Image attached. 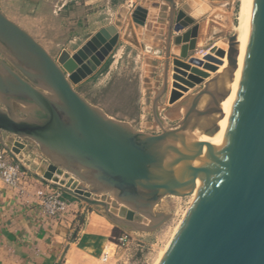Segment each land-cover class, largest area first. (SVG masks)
Wrapping results in <instances>:
<instances>
[{"label":"water","instance_id":"1","mask_svg":"<svg viewBox=\"0 0 264 264\" xmlns=\"http://www.w3.org/2000/svg\"><path fill=\"white\" fill-rule=\"evenodd\" d=\"M157 1L168 11L163 50L150 49L163 57L160 88L151 102L159 133L109 117L74 89L116 46L119 22L55 60L0 10L1 142L18 140L11 153L16 162L20 152L35 148L30 167L43 182L130 232L158 230L170 219L157 210L162 200L190 196L201 178L202 192L159 264H264V0H250L237 93L214 154V146L194 133L214 137L219 131L221 103L238 68L237 36L226 34L217 43L227 66L211 76L204 70L216 67L202 71L201 62L188 57L196 49L203 12L189 15L179 1ZM146 14L135 10L131 18L144 24ZM131 34V43L148 50ZM167 94L168 104L182 114L174 125L159 112Z\"/></svg>","mask_w":264,"mask_h":264},{"label":"crops","instance_id":"2","mask_svg":"<svg viewBox=\"0 0 264 264\" xmlns=\"http://www.w3.org/2000/svg\"><path fill=\"white\" fill-rule=\"evenodd\" d=\"M179 2L181 4H177L178 8L186 5L189 15H200L203 12L197 20L203 23L195 49L198 51L211 36V29L213 30L210 25L211 16L205 15L209 9L213 13L219 8L215 2L223 1ZM152 4L158 5L152 8ZM166 5L157 0H0L1 12L34 38L32 30L36 27V22L53 19L52 14L56 15L55 20L64 22L66 19L63 16L75 12L79 16L77 19L71 18L70 23L75 21L77 28L95 31L115 24L114 19L119 16L120 38L123 30L131 29L138 43L149 44L153 50L160 51L164 47L161 37H165L167 31ZM135 10L147 13L144 24L131 19ZM44 15L48 17L45 19ZM109 17H112L113 23ZM106 21L108 22L105 23ZM183 33L184 31L179 34ZM72 40L75 43L77 41ZM174 48L171 45L172 57ZM154 54L158 57V54ZM156 56H153L154 59H157ZM169 74L171 76V70ZM165 98L167 100L168 96ZM33 154L34 151H22L17 155L25 167V178L17 188H9L0 183V264H110V251L113 250L111 246L116 245L111 240L113 227L102 213L87 209L85 204L74 198H64L68 205L60 217H50L38 207L37 191L57 189L43 182L30 167L36 162Z\"/></svg>","mask_w":264,"mask_h":264},{"label":"rangeland","instance_id":"3","mask_svg":"<svg viewBox=\"0 0 264 264\" xmlns=\"http://www.w3.org/2000/svg\"><path fill=\"white\" fill-rule=\"evenodd\" d=\"M216 3L219 8L215 9L213 13L209 9L207 15H205L211 16L210 25L213 27L211 36L198 51L195 50L188 54V57L192 56L201 62L198 68L202 71L206 65L216 67L217 70L215 72L204 70L211 76H214L225 62L224 54H221V49L217 46V43L224 39L226 34L235 33L240 12V0H223L221 3ZM51 16L53 19L45 16V19H47L42 23L37 21L36 27L33 28L32 32L35 35V38H33L55 60L58 59L63 50L71 55L74 54L102 29L95 31V29L85 30L77 28L75 21L70 23L72 21L71 18L77 19L79 16L75 12L74 14L68 13L63 16L65 17L64 20L66 19L64 21L67 22L66 24L58 22L57 19L55 20V14ZM101 16L103 15L101 14ZM108 19L113 23L112 17ZM114 20L115 23L119 22V16ZM46 25L50 27L47 28L45 27ZM123 31V36L120 38L121 34L118 27L119 39L116 46L92 74L81 82L74 84V89L90 104L103 110L109 117L126 121L137 130L149 134H157L160 130L154 124L152 118L151 102L156 91L160 88L163 59H161L162 56L158 55L157 57L150 51L151 45L143 42L139 43L149 47L148 50H143L141 47L131 43L128 40L132 38L131 29ZM72 39L77 40L76 43ZM71 41L74 43H71ZM81 41L83 42L82 44ZM218 51L220 56L215 55ZM183 53L185 54V50ZM153 56H156L155 58L157 59H154ZM89 60L92 61V59ZM107 61H109V64L107 70L104 71L103 65ZM169 80L171 81V77ZM165 97L159 103V112L165 119L166 124L174 125L182 114L176 110L174 107L176 105H169L168 98L166 100ZM0 108H2L1 104ZM196 135L200 136V133L197 132ZM33 151L34 154L32 156L37 158L36 149L33 148ZM193 204L194 198L192 196L164 198L157 210L170 214V219L152 233L130 232L111 223L115 231V236L111 237V240L117 247L111 246L113 250L110 251L112 254L110 264H157L161 253L172 240L174 233ZM123 237H126V243L124 246H119V238Z\"/></svg>","mask_w":264,"mask_h":264},{"label":"bare ground","instance_id":"4","mask_svg":"<svg viewBox=\"0 0 264 264\" xmlns=\"http://www.w3.org/2000/svg\"><path fill=\"white\" fill-rule=\"evenodd\" d=\"M249 5H250V0H240L239 22H238V26L235 30V34L237 36V40H238V44H239V56H238V60H237L238 61V68L235 72L233 82L230 83L229 87H228L230 90V93L226 97V99L224 101H222V103H221L223 118L218 123L219 131L214 137H209V136L205 137L206 135H202V134H200V136H197L196 135L197 131L194 133L196 138H198L202 142L212 144L214 146V148L212 150H210V154H214V152L217 150L218 146H220V144H221L223 134H224V131H225V128H226V125H227V122H228V119H229V116L231 113V109L233 106V102L235 100V96L237 93V87H238V82H239V78H240V74H241V68H242V64H243V58H244V48H245V39H246V25H247V18H248V12H249ZM215 55L220 56V52L218 51ZM224 57H225V62L222 65V67L216 72V74L220 73L227 66L226 53L224 54ZM194 186H195L194 191L190 196H192L194 198V204H195V202L198 200V198L202 192V189H203V181L201 180V178H197L195 180ZM193 205H192V207H193ZM189 211L187 212V214L189 213ZM187 214L185 215V217L187 216ZM185 217H184V219H185ZM181 224L179 225V227L181 226ZM179 227L177 228L176 232L178 231ZM176 232L174 233V235L176 234ZM170 242H169V244H170ZM168 245L166 246L164 251L161 253V255H160L161 257H160L159 261L157 262V264H159V262H160L161 258L163 257Z\"/></svg>","mask_w":264,"mask_h":264},{"label":"built area","instance_id":"5","mask_svg":"<svg viewBox=\"0 0 264 264\" xmlns=\"http://www.w3.org/2000/svg\"><path fill=\"white\" fill-rule=\"evenodd\" d=\"M15 142H18V140L14 137L8 143L7 140L1 142L0 138V183L9 188H17L25 178V172L22 168L24 163L21 160L16 162L11 156L12 147ZM19 142L26 146L25 142ZM36 195L38 207L50 217H60L68 205L67 201L62 197V192L59 190L48 188L44 192L37 191ZM125 241L126 237L119 238V246H124Z\"/></svg>","mask_w":264,"mask_h":264},{"label":"trees","instance_id":"6","mask_svg":"<svg viewBox=\"0 0 264 264\" xmlns=\"http://www.w3.org/2000/svg\"><path fill=\"white\" fill-rule=\"evenodd\" d=\"M108 64H109V61H107V62L103 65V70H104V71L107 70ZM62 197H63V198H67V199H69V200H74L72 197H70V196H68V195H66V194H64V193H62ZM114 236H115V231L113 230L111 237H114Z\"/></svg>","mask_w":264,"mask_h":264}]
</instances>
